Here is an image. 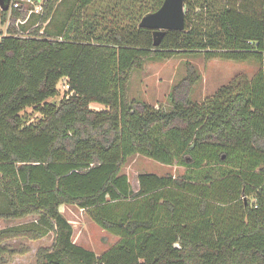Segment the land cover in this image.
Instances as JSON below:
<instances>
[{
  "label": "trees",
  "instance_id": "16d2710c",
  "mask_svg": "<svg viewBox=\"0 0 264 264\" xmlns=\"http://www.w3.org/2000/svg\"><path fill=\"white\" fill-rule=\"evenodd\" d=\"M193 1L157 47L138 25L163 0H46L28 30L0 10V219L36 217L0 229V264L27 253L8 242L49 234L36 264H264V0ZM181 54L260 68L194 102L187 63L171 111L128 99L132 72ZM135 155L184 171L141 173L134 190L121 167ZM62 205L117 241L99 256L76 245Z\"/></svg>",
  "mask_w": 264,
  "mask_h": 264
},
{
  "label": "rangeland",
  "instance_id": "374dc122",
  "mask_svg": "<svg viewBox=\"0 0 264 264\" xmlns=\"http://www.w3.org/2000/svg\"><path fill=\"white\" fill-rule=\"evenodd\" d=\"M194 0L193 2H196ZM67 3H65L66 6ZM65 15V7H60L57 12L58 21ZM32 17L25 18L23 25L28 26L27 30L35 27L30 26ZM6 25L0 23V36L5 34ZM194 66L199 75V81L196 83L189 94V99L194 102H201L205 98L212 96L219 88L227 85L237 78L251 79L259 70L257 62H235L221 59L205 60L202 56L181 54L168 60H151L144 64L141 70L132 72L127 96L128 99H135L144 102L155 108L164 111H171L172 107L168 95L172 88L180 83L186 76V64ZM58 96L48 101L59 103L65 94V87L62 81L57 85ZM92 110H102V106L91 104ZM28 123H35L40 116L31 108L23 112ZM184 169L178 166H166L159 164L146 157L135 155L126 159L121 167V174L127 176L132 189L137 188V176L141 173H154L162 176L171 174L178 177ZM3 198L0 196V206ZM62 216L69 222L73 228V242L96 255H100L107 248L113 245L117 238L96 226L86 215L85 212L72 205H62L59 208ZM36 217H28L22 220H4L0 219V229L27 223L35 220ZM53 234H49L41 241L31 242L25 239H17L8 242L14 250L27 248V253L15 257H7L9 264H36L35 254L39 248H49L53 243Z\"/></svg>",
  "mask_w": 264,
  "mask_h": 264
},
{
  "label": "water",
  "instance_id": "95a60500",
  "mask_svg": "<svg viewBox=\"0 0 264 264\" xmlns=\"http://www.w3.org/2000/svg\"><path fill=\"white\" fill-rule=\"evenodd\" d=\"M10 0H0V10L8 11ZM139 28L150 29L153 32V46H159L167 31H183L184 29V0H163L160 8L144 15Z\"/></svg>",
  "mask_w": 264,
  "mask_h": 264
},
{
  "label": "built area",
  "instance_id": "2783aa9c",
  "mask_svg": "<svg viewBox=\"0 0 264 264\" xmlns=\"http://www.w3.org/2000/svg\"><path fill=\"white\" fill-rule=\"evenodd\" d=\"M46 0H10L9 2V12L17 11L20 13L26 14V18L32 16H39L43 12V7ZM22 24L24 23L21 22ZM8 25V24H7ZM65 90L68 89V86L65 85Z\"/></svg>",
  "mask_w": 264,
  "mask_h": 264
},
{
  "label": "crops",
  "instance_id": "0c3cea01",
  "mask_svg": "<svg viewBox=\"0 0 264 264\" xmlns=\"http://www.w3.org/2000/svg\"><path fill=\"white\" fill-rule=\"evenodd\" d=\"M5 25L7 26V23Z\"/></svg>",
  "mask_w": 264,
  "mask_h": 264
}]
</instances>
